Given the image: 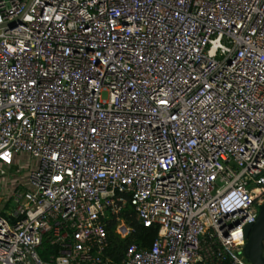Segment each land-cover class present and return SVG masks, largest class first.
Listing matches in <instances>:
<instances>
[{
	"label": "built area",
	"instance_id": "2783aa9c",
	"mask_svg": "<svg viewBox=\"0 0 264 264\" xmlns=\"http://www.w3.org/2000/svg\"><path fill=\"white\" fill-rule=\"evenodd\" d=\"M5 195L0 264H251L264 0H0ZM127 206L157 236L116 260Z\"/></svg>",
	"mask_w": 264,
	"mask_h": 264
},
{
	"label": "trees",
	"instance_id": "16d2710c",
	"mask_svg": "<svg viewBox=\"0 0 264 264\" xmlns=\"http://www.w3.org/2000/svg\"><path fill=\"white\" fill-rule=\"evenodd\" d=\"M130 214L133 215L132 210L129 206H127L123 217L125 222L129 224L133 229V233L131 237L127 239L125 242H121L114 237L113 223H111L108 227V232H109L108 237L111 242V246L108 249V253L116 260H118L119 257H121L123 250L127 245L131 243H135L140 247H147L152 243V241L157 236V229L144 228L137 222V220L133 216H129ZM50 254H56V250L54 247L49 245L46 239H44L39 248V255L43 260H47L48 255Z\"/></svg>",
	"mask_w": 264,
	"mask_h": 264
},
{
	"label": "water",
	"instance_id": "95a60500",
	"mask_svg": "<svg viewBox=\"0 0 264 264\" xmlns=\"http://www.w3.org/2000/svg\"><path fill=\"white\" fill-rule=\"evenodd\" d=\"M243 255L251 264H264V202L259 207L256 221L244 228Z\"/></svg>",
	"mask_w": 264,
	"mask_h": 264
},
{
	"label": "rangeland",
	"instance_id": "374dc122",
	"mask_svg": "<svg viewBox=\"0 0 264 264\" xmlns=\"http://www.w3.org/2000/svg\"><path fill=\"white\" fill-rule=\"evenodd\" d=\"M106 97H107V94L103 93L102 94V99H106ZM19 164L20 165H18V167H17L18 170H17L16 174L7 176L8 186L11 185V183L13 182V178L14 177H17V180L25 179V177L27 175L26 165H23L22 163H19ZM23 184H24V182H23ZM21 188H22V186H21ZM6 198H7V195H5L4 197L0 196V204L2 203V200L6 199ZM11 206H12V202L9 201L8 208H10ZM38 254H39V250H38Z\"/></svg>",
	"mask_w": 264,
	"mask_h": 264
}]
</instances>
